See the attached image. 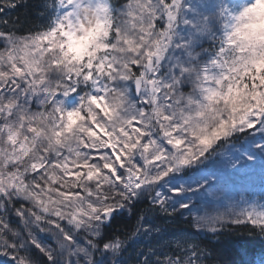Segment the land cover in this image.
I'll return each instance as SVG.
<instances>
[{
  "label": "snow or ice",
  "instance_id": "obj_1",
  "mask_svg": "<svg viewBox=\"0 0 264 264\" xmlns=\"http://www.w3.org/2000/svg\"><path fill=\"white\" fill-rule=\"evenodd\" d=\"M0 264H264V0H0Z\"/></svg>",
  "mask_w": 264,
  "mask_h": 264
}]
</instances>
